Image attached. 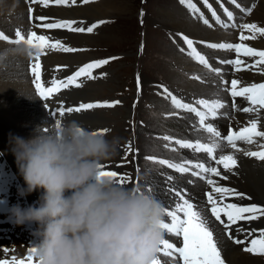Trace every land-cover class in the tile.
I'll list each match as a JSON object with an SVG mask.
<instances>
[{
    "label": "snow or ice",
    "instance_id": "obj_1",
    "mask_svg": "<svg viewBox=\"0 0 264 264\" xmlns=\"http://www.w3.org/2000/svg\"><path fill=\"white\" fill-rule=\"evenodd\" d=\"M83 2L89 3L91 0H83ZM29 3L39 4L47 8L50 4L57 6H71L76 4L77 0H29ZM181 3L185 4L191 11L199 12V9L192 3V0H181ZM204 3L208 6L209 10L212 11V16L216 18V22L221 27L227 28L230 26L220 19L215 10H212V6L211 4H208V0H204ZM232 3L236 4L237 8L240 7V5L236 3V0H232ZM32 11L33 9L30 7L29 13ZM224 12L229 20L233 19L232 11L225 8ZM250 13L251 9H248L247 14ZM142 15L143 12H141V16ZM201 18L203 17L201 16ZM29 19L32 21V25L27 32H25L22 28H18L15 30L14 39H10L3 32H0V40H5L9 43L17 45L24 44L28 47V56L32 59L30 64L32 82L35 85L38 95L44 100H49V98H51L54 94L59 93L62 89L81 87L83 83L80 79L81 77L96 79L97 77L93 76V69H97L108 64L111 59H116V57H111L87 63L66 79L53 77L42 80V56L46 55L50 51L72 53L80 51L81 49L68 47L59 39H54L50 35L38 34L36 31L32 30L33 27L42 29H67L70 32L87 31L88 33H92L93 30L99 26V24L105 23L106 21H99L96 24L84 28L74 27L73 25L76 24V21L57 20L46 16H36L33 20L30 15ZM36 21H39V23H36ZM203 22L211 27V24H209L207 19H203ZM231 27H237V25L232 24ZM239 28L241 30L239 37L240 43H212L208 44L207 47L234 51L237 54L235 59L221 61V63L232 65L236 72L255 69L261 74H264V50H256L244 43V41L248 39H255L257 34L264 36V27H258L255 23H251L239 25ZM245 30L251 33V36L244 35ZM183 39L188 48L191 49L189 55H194V58L198 60L200 64L204 65L210 71L215 72L217 75H220L221 69L212 68L205 56L197 52L191 39L186 36H184ZM142 47L143 46H141V48ZM242 57H253L258 59H255L252 63H246ZM64 67L67 66H57L55 71L59 72ZM102 75L107 74L105 73ZM195 78L199 79V77ZM139 80L140 78L137 76L138 90ZM223 83L225 85V91H227L232 97V106L236 110L243 111L245 113L257 114L261 110H264V82H253L249 85L245 84L240 78H234L231 79V81H223ZM164 91L167 94V97L170 98L173 107L194 113L195 116L198 117L199 128L209 134L208 138L210 140V143H201L200 141L193 143L187 140L176 139L174 143L180 148L191 149L194 153H205L206 157L214 161L216 165H223V169L225 171H231L233 168L237 167V160L234 154H220L217 156L218 151L223 153L224 147H230L236 152H240L242 149L237 146L238 141L251 145L256 143L257 137L264 138V130H260V120L258 115L256 119H252L248 122V126L242 127L236 131L230 130L227 135H222L214 124L207 123L210 118L215 119L217 117L219 109L225 107V103L222 102L220 98L212 100L211 102L206 99H200L190 104L183 103L176 96L168 92L166 88ZM237 97L244 98L248 102L249 106L240 108L236 104ZM120 103L121 102L118 100L111 102H90L80 103L75 107L58 104L50 115L63 117L66 114L80 113L82 111L95 108H114ZM200 106L203 107L204 111L200 110ZM173 114L175 115L178 113ZM54 123L59 125L61 120L56 119ZM109 131L110 129L107 128L98 130L100 134H106ZM162 139L170 142L173 140V138L169 136H164ZM164 147L168 148L169 144H165ZM258 147L264 149V144L258 145ZM171 150L175 151L176 149L173 148ZM134 151L136 150L133 149L131 142H129L125 146V158L128 154L133 153ZM244 155L264 160V150L244 151ZM146 159L152 161L153 163H158L161 166L166 165L168 168L174 169L178 173L183 174L190 172L192 176L199 177L210 186V191L206 193V201L204 205H198L191 202L190 199H186L182 191L175 188L173 184V176H167L168 183L172 185L169 191L174 192L177 200L173 202L174 207L172 208L165 205L166 216L165 221L162 223V229L165 233L164 236L172 235L176 238L182 237V246H177L176 243L169 242V239L164 238L161 241L158 254H162L164 257H168L170 259L162 262L160 259L155 258L152 264H177V257L180 261H182V264H226L225 259L222 256V250L218 246V241L214 235V231L210 227L211 221L209 216L205 214V210L207 209V211L210 212L211 217H214L216 222L223 225L224 231L228 235L229 239L233 240L236 244H243L244 240L236 239L233 232L245 233L247 238L252 236L256 230H246L243 227H236L233 229L232 226L237 225L240 221L251 222L264 217V206H258L255 204L240 206L237 203H225V199L227 197H237L240 200L251 198L246 197L245 194L237 192L232 188L220 186L212 177H221L222 179H227V177L222 176L218 167H213L211 165L206 166L205 163H193L188 160L175 163L167 159H158L156 157H146ZM101 167L103 169L101 175L110 176L121 185H125L130 182V178L126 175H121L115 170H105L104 165ZM136 171L137 173L140 172L139 166ZM145 190L154 194L157 191V189L152 186L146 187ZM181 213L183 214V218H181ZM222 217H226V220ZM7 251V249L0 251V264H38V261L33 255L35 251L34 247L29 249L28 255L25 259H18L15 255H12L10 259L4 257L3 252ZM244 251L250 252L254 255H264V229L259 230V239H252L250 246L245 247Z\"/></svg>",
    "mask_w": 264,
    "mask_h": 264
},
{
    "label": "clouds",
    "instance_id": "obj_2",
    "mask_svg": "<svg viewBox=\"0 0 264 264\" xmlns=\"http://www.w3.org/2000/svg\"><path fill=\"white\" fill-rule=\"evenodd\" d=\"M10 143L27 185L21 194L43 190L39 206L10 210L17 224L39 226L38 264H152L166 208L154 193L101 175L118 137L68 120L38 128L31 139L12 136Z\"/></svg>",
    "mask_w": 264,
    "mask_h": 264
},
{
    "label": "rangeland",
    "instance_id": "obj_3",
    "mask_svg": "<svg viewBox=\"0 0 264 264\" xmlns=\"http://www.w3.org/2000/svg\"><path fill=\"white\" fill-rule=\"evenodd\" d=\"M121 1H122V3H119ZM238 1L240 3H242V5L245 7L246 11L248 10L246 8L247 4H249V6H251V8L253 10V8L255 7V5L257 3V0H244L245 2L243 0H238ZM98 2H100V0H91V2H89L88 4H90V3L94 4V3H98ZM115 3H116L115 4V11L108 13L107 16H105V17L100 18V19H102V21H106V22L102 23L98 28H96L97 31H96V29L93 30V32L91 34L82 32L79 35H74V34H68L66 32H60V31H55V32L51 31V32L54 33L55 37H58V35L56 33L63 34L64 38H66V40H68V41L70 40V42L72 43L71 44L72 46L77 47V49H81L80 51L70 53L71 54L70 56H75L78 54L77 55L78 61H80V59H81L80 63L83 61H87L89 59H92V58L100 59L103 57H106V58L116 57V59H111L108 64H106L104 67H100L95 72V74H97V75L106 73L107 75H102V79L105 80V82L102 81V82H98L96 84H89L87 87H84L82 85L79 88H75V89L69 88V90L68 89L62 90V91H60V98L59 99H65L68 102H70V101L74 102L77 100L78 101H87L89 99L92 100L94 98L103 99V98H110V97H120V99L122 101H124V106H122V107L116 106L119 109L118 111L114 108L113 109L110 108L111 109L110 111L114 112V113L117 112V116H119V118H121L120 117L121 114H124V113L126 114L129 112L127 110V109H129L128 107H131L133 109V106H132V101H133L132 93L134 92L132 90V86H133L132 75L134 73L133 68L136 65V69L140 70V73L142 74L141 80L143 81L142 96H139V99H140L139 102L138 101L134 102L135 104H139V107L137 109L134 108L135 113L134 114L132 113L131 117L125 116L126 120L124 118L123 121H121L119 123L117 128L112 129V123H110V122H108L107 124L103 123L104 121H107V120H113L112 117H114L115 114L112 115V113L110 111L98 113V112H90L89 110H87V111H83L80 113H74V114L71 113V114L64 116V121H68V119L69 120H77L84 127H87V128L93 129L95 127L96 128L100 127V129H105V128L110 129V131L107 134H109V136H111L113 134L112 137H118L119 143H122L126 138H130V137H128L129 136L128 131H130L131 133H134L135 130L133 127H134V125L136 126L137 124H139L141 127H145L147 129H150L148 134L152 137H153L155 132H151V131L152 130L158 131V129L152 128L151 126H156L157 128H159L161 130L163 129V130H170L171 131V129L167 128V126H166L167 124L158 125V123L160 121H159V118H157V116H161V113L155 112V108H154V106H152V103H153V105H155V98H160V97L158 96V92H157L156 88L154 87V85L148 84L145 82L148 81V79H154V78L157 80L163 79V80L168 81L171 77H173L174 84H171L172 87L182 90L183 93H185L186 95H188L189 92H190V94H192V92L190 91L192 88H191L189 82L196 83L197 81H195L194 79L190 80L189 78L184 77L183 71H185V70H183L184 68L179 67L178 60L175 58L177 54L182 55L184 57L187 54L185 52L181 53V52H178L175 50H176L177 45H183V46L185 45L183 36H181L179 34H183L186 37H188L189 39H191L193 41V45H195V46L197 44H199L200 42H202L203 39L199 40L196 37L194 38L193 36L187 34L186 31L178 28L177 26L176 27L172 26V24L169 22L170 20L168 19V16L166 15L165 11L175 10V9L177 11H181L184 14H186L188 19H191L192 21L194 20L188 14V11H191V10L185 4H182L181 1L175 2V0H147V2L145 3V5L147 7V13H146L147 17H146V21H145L144 26L142 23H140L138 20H136L137 19L136 13H138L140 6H141L140 0H115ZM192 3L196 5V7L199 9V12H196V13H194L193 11H191V12H193L194 15H196V16H200V18L197 20H199V21L201 20L200 23L203 24L204 22L202 19L208 20V16H207L208 6L203 1H200V0H192ZM88 4H86V5H88ZM37 5L38 6H36V4L33 5L35 13L37 11L36 10V7H37L40 10V16H46L47 14H49L46 17H51V18H56L59 16V15L55 16V14H54V13H56L57 10H70L71 9V8L70 9L55 8V11H54V8H51L52 6H50V5L48 8H45L39 4H37ZM84 5H81V6H84ZM75 8H77V7H75ZM257 9H258L257 10V17L254 20H250V22L255 23V24L263 23L264 22V8L258 7ZM255 10H256V8H255ZM246 11L240 12L238 10H235V13L237 14V15H235V19H237L238 17H241V24L240 25H242L244 23V21L246 20V18H245L246 16L242 17V14L246 13ZM58 13L59 12H57L56 14H58ZM62 15H64L63 11L61 13V18H64L68 21L75 20L74 18H72L70 16L65 18ZM251 15L248 16V19L251 18ZM36 16H38V15L34 14V18ZM201 16L203 18H201ZM181 17L185 18L183 16H181ZM70 19H72V20H70ZM97 19H99V18H97ZM76 21H78V19H76ZM107 22H109V23L106 24ZM246 22H247V24H249L248 21H246ZM105 24L107 26H105L103 29H101V27ZM29 25L31 26V24H29ZM203 25H206V24H203ZM206 26H208V25H206ZM143 27H145L146 30H144ZM18 28H21V27H19L17 25V26H12L11 28H8L7 30H5V29L4 30L6 32H8V34H9V33L13 32V29H18ZM208 28L213 29V27H208ZM177 30H179V31H177ZM39 32L37 31L38 34H46V35H50V36L53 34L50 31H44V32H40V33ZM176 32H177V34L174 36V34ZM232 39L234 40L235 38H232ZM251 40L252 39H248L244 43L246 45L250 46L249 43H251ZM141 43H143V51H142V54L137 56L135 54V52ZM171 44L172 45L174 44V46L172 47ZM201 44H203V43H201ZM205 48L209 51H217L214 48H208L206 46H205ZM53 54L48 53L47 55H45V57L42 58V60L44 62H47L46 63L47 66H51L53 64H62V63L66 64L67 69L65 71H63L62 73L66 72L67 70L71 69L72 67H74L75 65L78 64L74 61L70 62L68 59H65V57L67 55L69 56V54H67V53H66L67 55L61 54V53L60 54L53 53ZM168 54L171 55L175 61L176 68L173 70L171 69V67L170 68L166 67V66H169V62L167 60L170 59V57ZM57 56H61V58H59ZM9 58H11L13 60H17V55L10 54ZM24 58H25V54H24ZM252 59L255 60L258 58L252 57ZM180 69H182V70H180ZM50 71H52V70H50ZM243 72L242 73L239 72V74H241V75L243 74L242 75V78H243L242 81L245 82L249 79V77H248L247 71H243ZM256 72H257V75H255V76H258L260 78L264 77V74H261L258 71H256ZM58 74H61V73L59 72ZM244 74H246V75H244ZM177 76L179 78H176ZM255 76H252V77H255ZM28 79H29V77H28ZM187 82H188V84H187ZM198 83L199 84L200 83L205 84V82H198ZM81 91H82V93H81ZM105 94H108V96H105ZM198 94H207L210 96L216 95V94L212 95L211 93H198ZM63 96H65V97L67 96V98H65ZM102 96H105V97H102ZM122 97H123V99H122ZM216 97H219V96L216 95ZM85 98H86V100H85ZM224 98H226V96H224ZM238 99H239L237 101L238 106L245 104L244 98L239 97ZM157 105H158L159 109L162 110V105L159 103H157ZM166 107L169 108V106L167 104H166ZM226 108H228V109H226ZM48 110H49L48 117L51 120L50 112L52 110V106H49ZM106 110H108V109H106ZM224 110L229 111L232 109L228 106H225ZM262 111H264V110H261L260 112H262ZM89 112H90V114H89ZM243 113L245 114V112H243ZM246 114L251 115L252 118L257 116V113H254V114L253 113H246ZM77 116H79V117H77ZM261 116H259V117H261ZM130 118H133V121H134L133 126L131 125L132 119L130 120ZM85 120H87V121H85ZM236 120H237V118H236ZM141 122L143 123V125L141 124ZM246 122H249V121H246ZM182 123H183L184 134L196 133L193 130V128L188 125L187 120L184 116H181V119H178V122L175 125L182 124ZM51 125H52V123L48 126H51ZM41 127H44V126H41ZM117 129H118V131H117ZM191 131H192V133H191ZM181 133L182 132L179 130L174 132V134H181ZM144 134H145L144 130H143V132H139L140 137L144 136ZM2 141L3 140L0 139V142L3 145H5V143H3L4 141L3 142ZM142 147L143 148L144 147L150 148L151 143L145 140ZM118 148L121 149V146ZM0 150L3 152L1 147H0ZM159 150L161 152L172 154V152H170L166 149H160L159 148ZM3 154H4V156H6L4 152H3ZM116 156H120V152ZM116 156L114 155L109 159H111L112 162L120 160L119 158H115ZM109 159H107L106 161H109ZM259 160H261V159H259ZM262 161H264V160H262ZM13 168H14V166H13ZM15 171H16V169H15ZM124 171H125V168H124ZM16 172H17L19 178L22 180V182L25 186V189H26L27 185L25 184L23 176L21 175L20 172H18V171H16ZM148 172H150V173H148ZM164 172H165L164 168H161V167H158L155 165L153 167H147L141 173H139L140 175L138 178V182L139 183H142V182L150 183L151 184L150 186L155 187L157 189L155 195L158 197V199L161 200L163 203H168L169 201L174 199L175 195H174V193L170 192L167 188H165V184H169V183L167 181V178L165 177ZM154 178H155V181H154ZM182 178H184V177L183 176H179V177L174 176V181H173L174 183L173 184L174 185L178 184L179 180L181 183ZM217 179L220 182V180L222 178L217 177L215 180L217 181ZM224 180H226V179H224ZM198 186H199V190H198ZM202 186L206 187V185H204L202 183H201V185H199V183L196 181L194 182V184L192 186H190V185L188 186V192H189L188 194L190 195L191 198H193L194 203L198 204V205H204L203 194H202V191H200V188H202ZM228 186H230V185H228ZM159 187H160V189H159ZM31 193H34L33 198L40 200V197L43 194V190L38 189V190L33 191ZM27 194L29 195V193H27ZM172 201H175V199ZM250 226H251V228L255 229L256 232H259V230L264 229V217H261L257 221L255 220V222L252 221ZM19 235L22 236V233H20ZM10 236L12 237V239H14L17 242L18 236H14L13 234H10ZM21 243H24V241L22 240ZM232 246H234V245H232ZM234 247H237V246H234ZM240 251L247 254V252H244L242 250H240ZM247 255H249L250 257H253V258L260 257V256H262L260 258H264V255L253 256V255H250L249 253Z\"/></svg>",
    "mask_w": 264,
    "mask_h": 264
},
{
    "label": "bare ground",
    "instance_id": "obj_4",
    "mask_svg": "<svg viewBox=\"0 0 264 264\" xmlns=\"http://www.w3.org/2000/svg\"><path fill=\"white\" fill-rule=\"evenodd\" d=\"M119 3H122V1ZM115 4H116L115 0L114 1L113 0H100V2H98V3H94V4L90 3L88 5L85 4L84 6H81V7L79 6L77 8H71L70 10H60V12L58 14H56L57 12L54 14H55V16L59 15L61 17V13L63 11L64 15H62V16L65 18L70 16V17L74 18L75 20L78 18L91 20V19H97V18L105 17V16H107L108 13L115 11ZM26 5H27V2H24V0H0V26L3 29L7 30L8 28H11L12 26L18 25L25 32H27V30L30 27L26 21ZM36 6H38V5L36 4ZM258 7L264 8V0H257V3L255 5V7L253 8V10H252L251 6H249V4H247L246 8L251 9V13L247 15V11H246V13L242 14V17L246 16L245 17L246 20L244 21L243 24H247L246 21H248L249 24L252 23V22H250V20H254L257 17V10H258L257 8ZM255 8H256V10H255ZM36 10L37 11L35 13L34 6H33V13L40 16V10L37 7H36ZM175 10L165 11L166 15L168 16V19L170 20L169 22L172 24V26H174V27L177 26L178 28L186 31L187 34L193 36L194 38L196 37L199 40L203 39L202 42H200L199 44H197L196 46L194 45V46H195L197 52H199L201 55L205 56L206 58H209V56L216 57L218 54H223L225 50L215 48L218 52L217 51H209L205 48V46L207 47L208 44H212L216 41H221L223 38H228L231 40L232 38H235L236 32L238 30H240L239 25L241 24V17H238L237 19H235V17H234V22H235V25H237V27H231L230 26L227 28H220L218 26H215L212 22H210L208 20L209 24H211V27H213V29H211V28H208L209 26L203 25L204 23L201 24L200 23L201 20L199 21V20L194 19L192 21L191 19H188L186 14H184L183 12L177 11V10L175 11ZM54 11H55V8H54ZM194 13H196V12H194ZM47 15H49V14H47ZM249 15H251L250 19H248ZM181 16H183L185 18H182ZM70 20H72V19H70ZM31 25H32V22H31ZM256 25L258 27H264V22L263 23H257ZM105 26H107V25L106 24L103 25L101 27V29H103ZM39 31L44 32L45 30H38V32ZM51 33H53V32H51ZM56 34L58 35L59 38H64L63 34H60V33H56ZM244 34L247 36H251V33L247 32V30L244 31ZM7 35L10 38L14 37L13 32H11ZM201 43H203V44H201ZM249 44H250V46H253V47L254 46L264 47V36L257 34L256 38L252 39L251 43H249ZM208 48H210V47H208ZM20 49L21 48L16 44H8V43L0 41V139H2L4 141V142L3 141L2 142L5 143V145H3L0 142V147L2 148L6 157H8L7 159L10 160V162L12 163V165L14 166L16 171H18V172H20V169L18 167L16 157L12 151V144L10 143L11 137L12 136H20L26 140L31 139L37 134L38 128H40L41 126L46 127L47 125H50L52 123L50 118L48 117V115H46V113L44 112V109L42 107V103L32 93V89H31L30 84H29L30 78L28 79V76L26 74V67H25L26 66V60L24 58V54L22 53V51H20ZM10 54L17 55V60H13V59L9 58ZM49 54H53V53H49ZM58 54H60V53H58ZM70 55L71 54H69V56L67 55L65 57V59H68L70 62L74 61L76 63H80L81 59H80V61H78V56H77L78 54L75 56H70ZM187 56L184 57V56L179 55V54L176 55L175 58L178 60L179 67L184 68L183 70L189 71L190 73H194V72L199 71L201 73V75L203 76V78L205 79V84H202V83L199 84L198 82L192 83V82L188 81L190 83L191 88H192L190 90L192 92V95H199L198 93H211L212 95L216 94L219 97L224 98V96H226V95L221 91V89H219V87L217 88V84H219V79L216 78L215 75L211 74L207 70L205 71V69L195 65V63L192 60H190V58ZM57 57L61 58V56H57ZM244 75H246V74H244ZM176 78H179V77L177 76ZM99 79L100 78H97L94 81H87L83 84V86L87 87L89 84H96V83L102 82V81L105 82V80H99ZM188 82H187V84H188ZM68 90H69V88H68ZM179 92L183 93V91L180 89H179ZM81 93H82V91H81ZM189 94H190V92H189ZM63 97H65V96H63ZM65 98H67V96ZM85 100H86V98H85ZM240 106H242V105H240ZM105 109H108V110H105ZM111 109H113V108H111ZM111 109L110 108H103L100 110L91 109L89 111L90 112L103 113L105 111H110ZM114 109H116L117 111L119 110L116 106L114 107ZM127 110L129 111V109H127ZM223 111L226 114V116L224 119L219 120L220 122L216 126L218 129L221 128L224 130L226 125L231 124L232 122L237 123V122L241 121L244 123V125H248V122H246V121H250L252 119L257 118V116L252 118L251 115H248L246 113L244 114L243 112H236L235 113L232 110L226 111L224 109H223ZM90 112H89V114H90ZM111 113H112V115L115 114L114 117H112L113 120H107V121H104L103 123L107 124L108 122H110V123H112V129L117 128L121 119L119 118V116H117V112H115V113L111 112ZM257 115L258 116L262 115L261 117H259L260 130H264V111L259 112ZM182 116H184L186 118V114H182ZM77 117H79V116H77ZM236 118H237V120H236ZM178 119H181V118H177V120ZM85 121H87V120H85ZM166 126L168 129H171V131H173V133L175 131L179 130L184 134L183 123L178 124V125L167 124ZM117 131H118V129H117ZM191 133H192V131H191ZM112 136H113V134L111 136H109V134H108V137L111 138ZM257 139L262 140L263 144H264V138L257 137ZM119 144H121V143H119ZM237 146L239 148H242L243 145L238 144ZM248 149H249V147H243L242 151L236 152L234 149H232L230 147H224L223 153H221L219 151L217 152L218 156L220 154H225V155L234 154L235 158L237 160V167L233 168L231 171H225L223 169V165H216V167H218L219 170L221 171L222 176L227 177L226 180L221 179L220 182L217 179V183L220 184L222 182V183L230 185L232 187H236L238 190L239 189L245 190L246 194H248L252 197H255L257 199L259 198L264 202V161L255 160L256 161L255 162L251 159H248L242 153ZM182 151L185 152V154L189 155V151L187 149H182ZM109 160H111V159H109ZM148 173H150V172H148ZM176 176L179 177V175H176ZM213 178L216 179L217 177H213ZM181 180L185 181V178H182ZM154 181H155V178H154ZM194 182L195 181H193L190 184V186H192L194 184ZM179 183H180V180H179L178 184ZM178 184H176L175 186H177ZM23 186H24V184H23ZM160 187H159V189H160ZM24 188H25V186H24ZM172 200H174V199H172ZM6 229L7 228L5 226H1V230H0V244H3V249L8 250L7 252H3L4 257H7L8 254H10V253H14L13 252V246H12V243L14 242V240L9 239ZM5 235H7L8 240H5ZM216 239L218 241V244L221 247H223L224 257L228 260L229 263H231V264H264V258H260L262 256L256 257V258L250 257L249 255H247L248 253L245 254V253L241 252L238 247L232 246L223 237L222 234L221 235L217 234ZM2 250H0V251H2Z\"/></svg>",
    "mask_w": 264,
    "mask_h": 264
}]
</instances>
